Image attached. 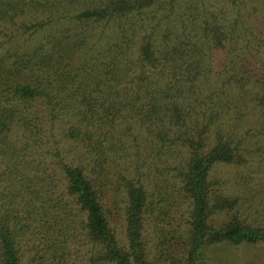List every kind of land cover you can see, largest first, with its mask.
<instances>
[{
    "label": "trees",
    "instance_id": "trees-1",
    "mask_svg": "<svg viewBox=\"0 0 264 264\" xmlns=\"http://www.w3.org/2000/svg\"><path fill=\"white\" fill-rule=\"evenodd\" d=\"M0 28L23 38L0 56V264L81 237L94 264H154L151 216L168 264L264 245L214 175L264 169V0H0ZM135 151L172 189L158 216Z\"/></svg>",
    "mask_w": 264,
    "mask_h": 264
},
{
    "label": "rangeland",
    "instance_id": "rangeland-1",
    "mask_svg": "<svg viewBox=\"0 0 264 264\" xmlns=\"http://www.w3.org/2000/svg\"><path fill=\"white\" fill-rule=\"evenodd\" d=\"M14 34L15 35H13V31L10 28H0V56L4 51L11 49L14 44H23V38L18 36L16 32ZM11 38L15 39L11 42ZM252 122V120L242 122L244 124L243 132L252 128ZM251 143H254L256 147L255 140L252 137L251 139L248 138L247 145ZM78 153L84 154L82 149H79ZM78 153L76 151L73 157H81ZM131 157L129 165L131 171L134 173L135 180L138 181L141 179L143 184L147 187L149 202H152L154 209H156L153 211L152 215L158 216V211L165 207V204L172 198V189H167L165 182H159L160 174L165 172L164 168L162 165H159L160 173L156 174L154 170L150 171L147 169V166L142 165L138 151H135ZM263 171L264 169L259 166L255 160L252 165L244 168L228 166L218 167L214 174L216 180H221L223 182L228 194L239 198L242 217L249 218L253 224L262 226H264V185L261 183L260 178ZM169 174L171 175L172 172L170 171ZM113 200L116 201V198ZM229 217L230 216L226 214L218 215L215 224L226 222ZM149 222L150 225L148 226L147 232L149 259L154 264L171 263L166 261V258L165 261H160V259L164 258L162 251L167 255L174 253L175 256V245L174 247H170L169 244L171 242H165L164 248L158 247L161 237V234H159V221L154 220L151 216ZM180 222L181 221L178 220V223ZM93 253V248L87 246L84 238L81 237L75 240L69 250L66 251V261H55L52 257H45L43 260L37 259L36 263H31L29 255L33 256V253L27 254L23 264H94L92 261ZM167 255L166 257H168ZM210 264H264V245L247 248L223 247L215 249L211 252Z\"/></svg>",
    "mask_w": 264,
    "mask_h": 264
}]
</instances>
